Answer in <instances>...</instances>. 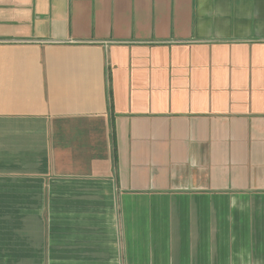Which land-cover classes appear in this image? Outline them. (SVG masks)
Returning <instances> with one entry per match:
<instances>
[{
  "label": "crops",
  "instance_id": "obj_1",
  "mask_svg": "<svg viewBox=\"0 0 264 264\" xmlns=\"http://www.w3.org/2000/svg\"><path fill=\"white\" fill-rule=\"evenodd\" d=\"M0 264H264V0H0Z\"/></svg>",
  "mask_w": 264,
  "mask_h": 264
}]
</instances>
